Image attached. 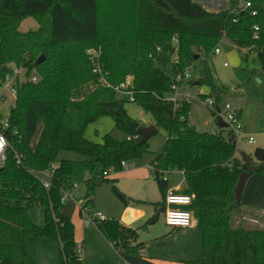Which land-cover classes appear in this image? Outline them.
<instances>
[{
  "label": "trees",
  "instance_id": "1",
  "mask_svg": "<svg viewBox=\"0 0 264 264\" xmlns=\"http://www.w3.org/2000/svg\"><path fill=\"white\" fill-rule=\"evenodd\" d=\"M250 1L252 8L246 11L236 10L238 1L230 0L228 10L215 13L194 0H135L136 39L123 45L112 35L101 40L100 0H0V77L6 72L4 67L12 63L26 67L28 75L37 69L48 77L36 84H23L10 114L9 135L14 151L0 167V264H36L26 245L29 237L56 242L60 264H83L74 222L63 212L64 192L74 183L85 184L82 214L93 203L96 186L109 181L104 172H122L123 162L132 163L148 152V142L139 145L141 121L130 118L125 108L131 102L128 95L117 99L114 91L101 87L84 93L94 77L84 70L85 61H73L76 47L103 45L101 66L106 79L118 86L128 76L133 77L128 89L133 94L132 103L141 105L152 116L154 127L167 133L161 153L150 163L163 201L154 204L155 214L141 228L155 225L166 207L169 185L164 176L169 171L184 173L188 188L182 194L229 193L230 203L224 211L229 215L241 209L234 190L243 173L264 176V168L258 173L251 170L264 163V148H256L250 156L252 163H245L236 154V139L231 131L212 135L193 130L189 124L190 103L183 102L176 109L166 95L171 94L177 75L197 58L194 49L206 58L223 38L256 51L264 71V0ZM28 18H33L39 29L20 33L19 27ZM78 48L77 53L82 54ZM38 51L45 57L40 65L33 62V54ZM197 81L211 89L210 95H202L203 100L209 96L218 104L223 101L208 72L201 80L191 82L192 87ZM80 95H86L84 100L72 99ZM237 113L241 119V112ZM103 116L113 117L115 129L126 135L124 140L109 134L98 144L85 137L88 125ZM205 140L229 152L208 149L193 158L191 147L184 143L193 146ZM69 154L77 157L66 158ZM43 172L53 173L49 189L38 175ZM112 192L126 206L142 204L115 185ZM38 200L45 214L43 227L32 222L24 206ZM203 205L204 201L196 196L186 209L199 216ZM97 228L121 257L139 255L144 249V243L138 241L139 230L117 219H106ZM198 264H264V229L204 228Z\"/></svg>",
  "mask_w": 264,
  "mask_h": 264
},
{
  "label": "rangeland",
  "instance_id": "2",
  "mask_svg": "<svg viewBox=\"0 0 264 264\" xmlns=\"http://www.w3.org/2000/svg\"><path fill=\"white\" fill-rule=\"evenodd\" d=\"M194 1L201 4L206 10L215 13L228 10L230 3V0ZM135 8V0H100V9L103 14L101 19V40L105 41L108 35H112L113 38L121 41L123 45L135 41V31L137 28V14L135 13ZM38 29L39 24L33 18H28L22 22L18 31L26 34ZM174 44H178L176 40H174ZM218 47L221 50L220 54L216 55L212 52L210 55L206 56V58L203 53L194 49V54L198 57L195 58L191 66L196 70L194 79L195 81L201 80L202 77L205 76V73L208 72L216 85V93H219V95L222 96L223 101L221 103H228L234 109H242L241 122L244 130L241 136L236 139V154L240 156L241 153H244L251 156L256 148H264V71L259 62L256 51L240 48L228 38H223L219 42ZM77 48L78 47L75 48L72 54L73 61H85L86 66L84 67V70L87 71L90 76L94 77H91L92 80L86 85L87 92L84 91V93L92 92L101 87L114 91L117 99H122L124 95H127L118 91L117 88L122 84H125L128 80L131 81L132 85L133 77L128 76L125 79V83H121L118 86L111 84L106 79V75L101 66L105 49L103 45L90 46L85 49L78 48L82 51V54L77 53ZM41 53V51H38L33 54V62L36 63V61L43 56ZM25 55L30 57V55L28 56V53ZM224 64H227V67H225ZM30 74L36 75L39 78V81L48 79V77H45L46 75L44 73L39 72L37 69L31 70ZM197 82L199 83L198 86H196ZM197 82L194 85L196 87H192L191 84L183 87L181 94H184L188 89L193 90L196 94L202 92L205 95H208L211 93V89L208 86L200 85V82ZM85 97L86 95H80L79 98L72 97V99L82 101ZM189 103V124L192 127H195L199 133H211L212 131H216L217 134H220L221 130L218 129L217 124L214 121L215 116L210 107H207L205 101L200 97H195ZM14 107V100H11L9 105L0 107V123L7 121L9 114ZM125 108L129 117L133 120L141 121L142 125L145 127L155 126L152 116L145 113L141 105L130 102L126 104ZM109 134L118 141H122L126 138L124 133L115 129V122L111 116L98 118L95 122L90 123L85 131V137L91 142L98 144H102L105 137ZM250 137L255 140V143H249ZM166 140V131L160 129L158 135L154 136L148 142V152L145 153L141 159L132 162L135 164L134 170H141L143 175L147 173V178H141L142 180L147 179V181L132 184L133 177L129 175L122 177L125 170L122 172L113 171L107 178L109 181H105L96 186L93 195L94 201L82 211V214L79 209L85 202L87 188L85 184L79 183V189L74 193L75 199H71V202L64 206L63 212L65 211V214L70 216L75 223V239L77 237V240H80L79 242H81L83 238L86 239L85 242H83V248L80 245V254L83 256L84 264H121L125 262V260L112 249L111 253H104L102 250H98L95 254L93 249H96V245L93 242L91 235L94 231H97V226H87L86 223L91 214L94 215L101 212L109 218H113L111 216H116L118 214L123 204L113 194V185H115L122 193L126 194L127 197L128 195L125 192L130 194H132L131 192H139L138 195L142 196L144 194L150 198L159 197L157 183L153 174H149V170L151 169V161L157 154L161 153ZM184 145L191 147L192 155L196 149H206L212 145L221 150H229L218 146L219 144L217 145L216 142L211 140H205L204 142L193 146H190L188 143H184ZM69 156L77 157L75 154H72V156L69 154ZM38 175H40V178L48 180L47 172L38 173ZM165 176L173 187L177 186L181 191L187 187L186 180L182 174L173 172L166 173ZM254 179L256 178H253V180L246 184L242 197L241 209H234L232 211L231 222L232 224L236 222L235 226H243L246 229H264V212H256L254 211L255 209H248V207H261L264 210V198L259 199L257 197L256 192L259 185H256V189H254ZM113 180L116 181L113 182ZM229 203L230 202H228V205ZM24 206L27 207L32 222L43 227L45 225V214L40 200L31 206L24 203ZM166 230L165 215L161 214L159 224L156 227L151 228V233L153 236L160 237L165 234ZM199 235V244L197 246L192 245L188 249L189 251L187 250L188 252H183L181 250L178 251L179 247L177 246L180 242L169 239L166 241L164 240V242L159 244L150 242L144 243L146 247L144 252L140 251L139 255H127L126 258L129 257L135 259L139 264H142L141 260H145L143 261L144 264H157L153 262V259H160L161 264H198L202 259V237L200 230ZM29 238H31L30 241L34 239H43L37 237ZM149 239L148 236H145L142 240L148 241ZM172 245H174V247H172ZM100 255H104L105 260L101 259ZM143 256L146 258L142 259ZM136 263L137 262L134 264Z\"/></svg>",
  "mask_w": 264,
  "mask_h": 264
},
{
  "label": "crops",
  "instance_id": "3",
  "mask_svg": "<svg viewBox=\"0 0 264 264\" xmlns=\"http://www.w3.org/2000/svg\"><path fill=\"white\" fill-rule=\"evenodd\" d=\"M208 95H210V94H208ZM221 104H224V103H221ZM235 110L241 112V115H242V109H235ZM143 127H145V126H143ZM235 144L237 147V142H235ZM208 149H218L221 152H229V151L224 150V149L221 150L218 147H216V146L214 147L212 145L211 147H208L206 149H196V151L193 152V158H195V159L199 158ZM66 158H71V157L69 155H67ZM73 158H75V157H73ZM134 168H135V164H133L132 168L125 170L122 177H126L128 175L133 177L132 184L140 183L142 181H144V182L147 181V179H144V180L141 179V178H147L148 177L147 173L145 175H143L141 173V170H134ZM173 172L174 173L175 172L180 173L184 177V173L181 171H169L166 173H173ZM149 174L150 175L152 174L151 169L149 170ZM255 176H258V177H255ZM253 178H256V179H254V185H255L254 189H256V185H259V188L256 192L257 197L259 199H262V198H264V176L256 175V174L251 175V177L248 179L247 183H249L251 180H253ZM119 179H121V178H119ZM184 179H185V177H184ZM168 185H169V189H172L178 193H183L188 188V185H187V187L181 191L179 189V187H177V186L173 187L172 184H170L169 180H168ZM157 187H158V184H157ZM158 189H159V187H158ZM76 191H75V193H76ZM122 191L125 192L124 190H122ZM125 193H127L128 198L135 200V201H140V202H142V204H139V205L130 204L128 206L123 204L122 207L120 208L118 214L116 216H111V217L119 220L126 227L138 229L139 230L138 231V233H139L138 241L141 240L139 242H143V243H149L150 242V243H154V244H159L161 242H164V240L166 241L169 239H173L177 242L178 241L180 242L179 245L177 246V247H179L178 251L181 250L183 252H188L189 251L188 249L192 245L197 246L199 244V242H200L199 230L201 231V237H202V232H203L204 228H225V229H227V228H230L231 226H235V223H236L235 222L232 224L231 214L228 215V213H226L224 211V208L227 206V204L229 202V193H226V194L217 193L214 195H205V194L203 195L202 193L196 191L195 195L200 197V199L202 201H204V205L201 209L199 216H197L195 214L194 210L191 209V211L193 213V225H192V227L173 229V228H170L166 225L167 230H166L165 234H163L160 237L153 236L151 233L152 232L151 228H154L159 224L160 217H159L158 222L155 225L147 226L146 228H141V227L143 225H145L146 222L155 214L156 207L154 206V204H157V203H160L163 201V197L160 193V190H159V195H158L159 197H157V198H155V197L150 198L149 196L144 195V194L141 196V195H138L139 192H131L132 194H130L128 192H125ZM73 199H75V196L73 197ZM69 202H71V200L68 201L64 206H66ZM241 203H242V201H241ZM164 208L165 209L162 212L163 215L165 214V210H166V207H164ZM243 208H245V207H243ZM248 209H252V210L255 209L254 211H256V212L257 211L258 212H264L263 208H261V207L260 208L259 207H256V208H252V207L249 208L248 207ZM79 211H80V209H79ZM64 213H65V211H64ZM99 213H101V212H99ZM103 215L106 217V219H111V218L107 217L105 214H103ZM74 225H75V223H74ZM88 226H91V225H88ZM75 234H76V226H75ZM91 236H92L93 242L96 245L95 246L96 249H93L95 254L97 253L98 250H102L104 253L105 252L111 253L112 252L111 249H112L116 254H118L120 256L118 251L103 236V234L100 232V230L98 228H97V231H94V233ZM145 236H148L150 239L148 241L142 240V239H144ZM30 240H31V238L26 239V245H27L28 251L30 252L33 259L35 260L36 264H60L59 263V246L56 242L49 240V239H44V238L43 239H37V240L34 239L32 241H30ZM85 240L86 239L83 238V240H81V242H79L80 240H77V237H76V242L78 243L79 246L81 245L82 248H83V242H85ZM172 247H174V245H172ZM145 248L146 247L144 246V249ZM144 249L142 250V252L145 251ZM81 257H82L83 264H84L83 256H81ZM100 258L105 260L104 255H100ZM121 258H123L125 260V262L121 263V264H130V263L134 264L135 262H137L136 264H139L138 261L135 259H131L129 257H127V258L121 257ZM143 258H146V257L143 256L142 259ZM153 260H154L153 261L154 263L161 264L160 259H153ZM143 261H145V260H141L142 264H144Z\"/></svg>",
  "mask_w": 264,
  "mask_h": 264
},
{
  "label": "built area",
  "instance_id": "4",
  "mask_svg": "<svg viewBox=\"0 0 264 264\" xmlns=\"http://www.w3.org/2000/svg\"><path fill=\"white\" fill-rule=\"evenodd\" d=\"M238 6L237 9L239 12L246 11L252 8V3L250 0H237ZM257 38V36H255ZM214 53L220 54V48H216ZM227 67V64H224ZM6 72L4 75L0 77V107L9 105L11 100H14L16 103L18 91L23 86V84L27 82L38 83L39 78L34 74L28 75V69L24 66H19L16 64H8L4 67ZM196 75V70L194 68L189 67L185 70L184 73L177 75V82L172 87V92L170 95H166V100L173 102L175 104V108L177 109L179 105L183 102L189 103L195 97H202L204 93H194L193 90L188 89L184 94H181V90L183 87L187 86L191 82L195 81L194 77ZM131 87V81H127L125 84H122L117 88L121 93H125L130 96V101L133 102V94L128 89ZM190 87V86H189ZM195 87V86H194ZM192 88V87H191ZM234 91V90H233ZM205 104L207 107H210L212 111H214V121L217 124L219 130L223 131H231L235 139L241 136L243 133V124L241 119L238 116L237 111L228 103L218 104V102L213 98L207 96L205 99ZM11 114V112H10ZM9 117L6 122L0 123V167H3L6 164L8 155L14 151L13 144L11 142V135H9ZM222 120L224 123L228 125L226 129H221L218 126L219 120ZM17 134V132H15ZM13 134V135H15ZM212 135H217L216 131L211 132ZM255 141L252 137L249 138V143L253 144ZM17 163L21 164L20 156L16 155ZM56 165H53V169H55ZM133 167L132 163L123 162L122 168L124 170L130 169ZM113 171L110 169L104 172L105 177H109ZM52 172H47L48 180H44L41 178L42 183L46 189L50 187L49 179L52 177ZM164 179L166 177L164 176ZM79 188V183H74L73 187L65 191L62 198V205H65L68 201L73 199L75 191ZM196 198L195 194H182L175 192L172 189L167 191L165 197L166 210H165V223L168 227L173 229L178 228H190L193 225V213L191 210L186 209L191 206ZM81 209V208H80ZM106 220V217L102 213L91 214L89 216V220L87 221L88 225H99L101 222ZM78 252L81 250V246L77 248Z\"/></svg>",
  "mask_w": 264,
  "mask_h": 264
},
{
  "label": "water",
  "instance_id": "5",
  "mask_svg": "<svg viewBox=\"0 0 264 264\" xmlns=\"http://www.w3.org/2000/svg\"><path fill=\"white\" fill-rule=\"evenodd\" d=\"M44 61H45V57L41 56L36 61V64L40 65ZM198 85H199V83L197 82L196 86H198ZM218 126L221 129H226L228 127V125L226 123H224L221 119L219 120ZM192 128H193V130L196 129L195 127H192ZM158 133H159V131L154 126L141 127L138 130V136L140 137L139 145H144L145 143L149 142L150 139H152L154 136L158 135ZM240 156L245 163H248V164L252 163V158L250 156H248L244 153H241ZM262 168H264V163L256 165V166H252L251 170L254 173H258ZM251 175L252 174L250 172H246V173H243L242 175H240V177H239L238 184L234 190L235 198H236V201L238 204H240L242 201L245 186L247 184L248 179L251 177Z\"/></svg>",
  "mask_w": 264,
  "mask_h": 264
}]
</instances>
